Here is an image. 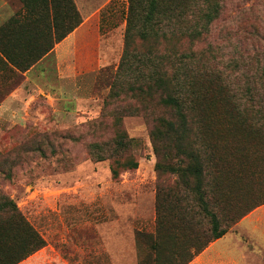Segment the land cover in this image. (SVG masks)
Segmentation results:
<instances>
[{"label":"rangeland","instance_id":"374dc122","mask_svg":"<svg viewBox=\"0 0 264 264\" xmlns=\"http://www.w3.org/2000/svg\"><path fill=\"white\" fill-rule=\"evenodd\" d=\"M73 1L82 23L37 67V72L50 75L37 82L36 91L34 85H25L0 117V196L13 200L46 241L19 264H88L99 259L139 264L151 254L150 245L137 236L155 230L158 184L178 180L177 175H160L157 164L194 165L200 155L208 166L213 151H202L200 112L185 111L192 131L184 137V146L173 145L176 161L155 153V125L160 119L175 121L177 113L163 103L166 96L154 91L134 95L130 86H139L135 78L119 77L126 58L130 0ZM18 2L23 5L17 14L22 23L34 18L42 23L46 14L53 19L52 0ZM220 4L218 17L209 24L196 20L203 5L194 10L183 0H163V20L158 22L157 15L154 24L137 23L130 34V49L142 53L150 65L131 67L149 76L153 63L161 62L172 80L196 77L199 89L208 90L215 100L226 95L245 107L254 103L259 108L264 102L254 95L264 92V0ZM51 28L56 35L53 22ZM10 65L0 61V85L12 81L14 89L25 72ZM9 94L0 92V105ZM259 125V137L228 142L232 191L224 205L232 217L264 197V124ZM121 134L131 140L127 152L115 145ZM168 142L161 147L172 144ZM131 159L138 169L125 167ZM113 168L120 173L117 178ZM221 209L215 205L213 211L222 217ZM105 243L106 255H98ZM154 258L148 257L151 262Z\"/></svg>","mask_w":264,"mask_h":264},{"label":"trees","instance_id":"16d2710c","mask_svg":"<svg viewBox=\"0 0 264 264\" xmlns=\"http://www.w3.org/2000/svg\"><path fill=\"white\" fill-rule=\"evenodd\" d=\"M183 2L187 8L193 9L195 6L197 9L203 5L199 13L197 12L196 20L206 19L209 24L218 17L221 9L220 0H183ZM52 4L53 19L51 15L46 14L41 20L47 27L42 25L38 18L22 23L18 15L0 27V61L4 66L8 67L11 64L20 71H29L53 50L56 43L63 41L81 25V16L73 0H52ZM161 5L163 0H130L131 19L126 36V58L121 64L119 77L135 78L139 86H130V92L134 95L143 94L145 91L150 94L154 91L166 96L163 103L177 113L175 121L158 120L152 131L154 151L158 156L165 154L168 160L176 161L172 155L173 145L177 148L184 146V137L192 131L185 111L200 112L197 124H202L200 128L203 136L202 151L213 152L208 158L210 163L208 166L204 165L200 155L194 157L196 162L194 165L186 162L178 165L172 164L174 162L168 165L167 162V166L157 164L156 170L160 175L161 173L177 175L178 180L173 184L165 181L158 184L155 230L140 231L137 236L140 243L146 242L150 245L151 254L143 258L139 264H190L210 243L225 237L234 225L256 208L264 205V197L259 196L252 208H247L233 217L230 214L231 209H227L224 205L228 194L232 191L228 142L233 138L260 136L259 124H264V103L258 105L259 108L256 107L252 103V96L250 107L233 102L231 97L226 95L215 100L210 97L208 90L202 92L199 89L196 77L170 79L161 62L153 63L154 70L149 76L138 69H132L131 66L137 68V65L143 66L146 63L150 65V62H146L147 58L142 53L130 49V34L135 30L137 23L154 24L157 15L161 17L158 22L162 21ZM33 13L30 11V15L34 16ZM52 22L58 29L56 35L51 28ZM195 32L194 29L191 32L193 39ZM142 38L146 39L147 36ZM22 52L25 56L21 55ZM128 71L130 72L127 74ZM137 73L141 76H136ZM254 98L259 100L261 98L264 102V92L256 93ZM130 141L127 135L121 134L115 145L120 152H127L130 149ZM166 141L172 144H164L161 147V142ZM238 151H242V148L238 147ZM214 164L217 166L215 170ZM125 167L136 170L139 164L131 159ZM119 174L118 169L113 168L114 177L117 178ZM215 205L223 208L222 217L213 211ZM206 222L210 223V227H205ZM45 246L44 238L23 216L16 203L7 196L1 195L0 264H19ZM161 255H166L165 259ZM148 257L154 260L151 262Z\"/></svg>","mask_w":264,"mask_h":264},{"label":"crops","instance_id":"0c3cea01","mask_svg":"<svg viewBox=\"0 0 264 264\" xmlns=\"http://www.w3.org/2000/svg\"><path fill=\"white\" fill-rule=\"evenodd\" d=\"M18 1L0 0V27L22 11L23 5ZM55 48L53 51H55ZM53 51L43 57L29 71L20 73L22 75V81L14 89H12V81H9V84L5 83L4 85H0V92L9 91L10 93L4 99L3 104L0 105V117L12 107L13 96L21 92L25 85H34V91L39 89L37 82H41L40 80L47 78L50 73L44 74V70L37 72V67L46 61V59L50 58ZM106 252L105 243L104 247L99 249L98 255L105 256ZM88 264H107V261L105 259H99ZM190 264H264V205L249 213L237 224L233 232L228 233L225 237L214 242Z\"/></svg>","mask_w":264,"mask_h":264}]
</instances>
